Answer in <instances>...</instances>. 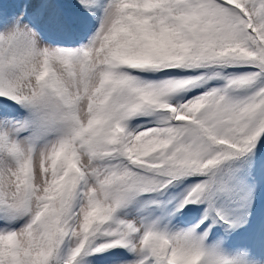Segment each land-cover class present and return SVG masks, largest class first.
Instances as JSON below:
<instances>
[{
    "label": "snow or ice",
    "instance_id": "1",
    "mask_svg": "<svg viewBox=\"0 0 264 264\" xmlns=\"http://www.w3.org/2000/svg\"><path fill=\"white\" fill-rule=\"evenodd\" d=\"M0 264H264V0H0Z\"/></svg>",
    "mask_w": 264,
    "mask_h": 264
}]
</instances>
